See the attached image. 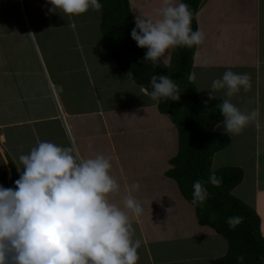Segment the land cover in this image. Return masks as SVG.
<instances>
[{"label": "crops", "instance_id": "0c3cea01", "mask_svg": "<svg viewBox=\"0 0 264 264\" xmlns=\"http://www.w3.org/2000/svg\"><path fill=\"white\" fill-rule=\"evenodd\" d=\"M20 1L0 0L5 6L13 3L19 8L20 5L23 14L33 19L38 15L39 5L46 0ZM128 2L134 20L139 16L145 18L151 7L164 6V0ZM195 19L196 30H201L205 36L203 43L196 45L190 75V80L201 89L197 91L200 100L204 103L215 100L201 99V93L206 96L202 86L209 89L212 81L221 78L224 72L249 74L256 93L255 108L260 112L259 129L264 134V0H202ZM70 38L80 42L75 35ZM48 51L44 49V53ZM106 56L107 62H101L100 57V61L95 59V66L88 69L75 65L63 73L58 67L51 68L54 81L50 80L43 63L51 94L47 90L45 103L41 101L43 96L33 98L32 118L0 122L2 157L16 170L12 152L29 153L26 146L33 148L41 141L74 145L83 158L103 155L110 159V174L120 186L119 192L111 197L112 202L122 207L123 197L131 185H140L131 195L140 202L143 212L139 217L129 214L133 239L141 241L137 264H210L223 257L228 249L226 240L198 224L194 208L181 196L174 180L166 175L169 160L178 149L176 127L170 122L176 130L172 133L167 119H171L170 115L160 113L158 102L127 79L110 56ZM84 85L88 89L81 92L79 87ZM248 91L242 89L234 96L245 100ZM75 99L81 103L74 105ZM11 110L8 108L6 112ZM20 126L25 129H17ZM23 140L26 145L21 150L18 145ZM5 143L8 146L3 148ZM169 146L173 147L169 148L170 154L167 153ZM261 161L264 162V156ZM258 192L263 194L264 187ZM186 220H191L189 226ZM260 223L264 237L262 218ZM196 227L199 231L194 233L192 230Z\"/></svg>", "mask_w": 264, "mask_h": 264}, {"label": "clouds", "instance_id": "9594fccd", "mask_svg": "<svg viewBox=\"0 0 264 264\" xmlns=\"http://www.w3.org/2000/svg\"><path fill=\"white\" fill-rule=\"evenodd\" d=\"M46 2L52 5L50 12L59 10L68 16L102 8L98 0ZM159 17H137L131 32L137 46L147 49L145 62L164 58L166 63L168 49L203 43L204 33L191 28L193 13L188 4L164 0ZM126 78L132 79L131 71ZM150 86L153 101L179 99V86L168 75H152ZM251 87L249 74L226 71L212 81L209 99H216L214 93L220 90L230 98ZM217 106L225 132L231 135L240 134L250 123L261 126L259 109L241 111L230 99ZM19 162L23 172L14 189L0 187V264H137L141 241L133 239L129 214L139 217L143 212L131 195L139 189L138 183L131 185L121 207L112 202L120 186L110 174V159L103 155L83 158L74 145L41 141L20 155ZM208 182L219 187L222 178L213 172ZM192 189V203L202 204L208 197L204 183L197 180ZM226 222L233 226L242 217L232 216ZM237 261L242 264L244 256H237Z\"/></svg>", "mask_w": 264, "mask_h": 264}, {"label": "rangeland", "instance_id": "374dc122", "mask_svg": "<svg viewBox=\"0 0 264 264\" xmlns=\"http://www.w3.org/2000/svg\"><path fill=\"white\" fill-rule=\"evenodd\" d=\"M19 2L21 1L19 0ZM171 3L173 5L174 3L178 4L179 0H171ZM51 8L52 5L46 1L40 4L37 9L38 15L33 19L29 14H27V17L23 14L20 5L18 8L13 3L5 6L0 2V122L30 119L33 117L34 111L33 98L43 96L45 98L41 99L42 103L47 101V90L51 94V88L44 64L49 71L50 80L54 81L51 68L58 67L63 73H66L69 66L72 69L73 66L80 65L84 69H88L95 66L93 64L95 59H99L98 62L101 58V62L104 60L107 62L108 60L106 55L109 54L102 49L99 11L90 8L89 11L79 16H68L59 10L50 12ZM161 8L151 7L146 17L149 15L148 18L152 20L160 18L159 11ZM74 35L76 39H79V43L70 38ZM11 44L15 45L11 46ZM44 49L49 51L44 53ZM171 51L172 48L166 52L168 57L166 63L164 58L160 59L166 65L170 62ZM193 84L196 91L198 89L201 91L198 84ZM79 89L84 92L88 89V86L84 85ZM202 89L206 92V96L201 93V99L204 101L210 100L211 86L209 89L202 86ZM225 91L223 90L224 93L219 91L221 95L218 94V91L215 92V100L223 102L225 99H230V102L241 111L251 112L256 109V93L253 84L247 95L244 94V96L246 95L245 100L244 97L239 100L240 97L234 95L229 98L225 95ZM16 102L22 104L17 105ZM68 102H70L69 98ZM75 103H81V101L75 99L73 104L75 105ZM8 108L14 112H6ZM167 119L169 124L172 125L171 119ZM222 124L223 122L220 123L219 127H216V131L227 134L230 138V144L214 156L212 170L222 167H240L243 171L242 184L232 194L254 209L259 220L262 218L264 225V193L258 192L264 187V162L261 161L264 156V134L254 123H250L240 134L231 135L225 132ZM23 128V126H20L17 129L22 131ZM172 128V133H175L176 130L173 125ZM25 145L23 140L18 147L23 150ZM7 146L8 143L2 145L3 148ZM26 147L29 150L32 149L29 144ZM173 147H168V154L171 153L169 148L173 149ZM122 150L125 152L124 149ZM2 153L0 149V177L5 173L3 181L0 180V187L14 189V174L9 161H6L7 158L5 160L2 157ZM22 154H28V152H19L18 150L12 152L13 162L17 165V168L22 167L19 162V156ZM17 168L16 173L20 176L23 169L21 168L18 171ZM122 192L124 191L121 190V195H123ZM190 221L186 220L187 226H189ZM193 227L194 225L191 224V228ZM192 231L197 233L199 231L198 227ZM209 246L212 247L210 244Z\"/></svg>", "mask_w": 264, "mask_h": 264}, {"label": "trees", "instance_id": "16d2710c", "mask_svg": "<svg viewBox=\"0 0 264 264\" xmlns=\"http://www.w3.org/2000/svg\"><path fill=\"white\" fill-rule=\"evenodd\" d=\"M201 1L180 0V3L188 4L193 13V31H196L195 15ZM98 2L102 5L99 10L102 49L109 54L112 62L125 75L131 71V81L148 94L152 90V75H168L179 86L177 101L161 98L157 104L160 113L170 115L178 135L177 153L169 160L170 169L166 175L174 180L181 196L194 208L198 224L212 229L227 242L226 254L210 264H240L237 261L240 255L244 256L242 264H264V237L260 233L259 217L254 209L232 194L243 179V171L239 167L212 170L214 156L230 144V138L216 131L217 123L223 122L217 106L222 101L202 102L190 80L196 45L173 47L167 65L161 60L145 62L147 49L138 47L131 38L135 20L128 0ZM11 167L16 181L18 174L14 166ZM213 172L222 178L219 187L208 182ZM4 174L0 177L1 181ZM197 180L204 183L208 197L202 204L194 205L192 185ZM232 216L242 217V222L230 226L226 221Z\"/></svg>", "mask_w": 264, "mask_h": 264}]
</instances>
